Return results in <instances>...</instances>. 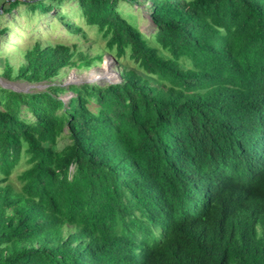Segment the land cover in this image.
Masks as SVG:
<instances>
[{
	"label": "trees",
	"instance_id": "trees-1",
	"mask_svg": "<svg viewBox=\"0 0 264 264\" xmlns=\"http://www.w3.org/2000/svg\"><path fill=\"white\" fill-rule=\"evenodd\" d=\"M71 1L120 81L65 102L94 58L58 42L17 71L46 89L0 86V264H264V0Z\"/></svg>",
	"mask_w": 264,
	"mask_h": 264
},
{
	"label": "rangeland",
	"instance_id": "rangeland-1",
	"mask_svg": "<svg viewBox=\"0 0 264 264\" xmlns=\"http://www.w3.org/2000/svg\"><path fill=\"white\" fill-rule=\"evenodd\" d=\"M15 1H18L16 7L12 9L8 7L10 2L14 3ZM149 2L147 0L145 5ZM47 5H51V0H0V86H7V88L24 92L46 89L49 83H29L17 78V71L19 66L26 62L24 56L26 51L33 49L36 44L45 46L49 43L58 42L70 46L75 44V59L78 62H83L82 57L84 56L90 59L94 58V60L89 67L63 68L52 84L66 88L71 84L94 83L103 86L119 82V72L123 63L117 62L111 54L104 50L105 40L95 26H89L85 23L77 12V3L65 0L62 5L54 10L42 12L43 9L48 8ZM145 5L131 6L125 2H120L119 7L125 12H133L136 20L134 15L122 11L132 24L149 35L154 31V25L149 18V10ZM31 6L38 8L33 11L29 8ZM3 8L6 11L11 10L6 12ZM57 12L66 16L64 20L80 25L84 34L69 32L56 16ZM101 53H103L101 59L95 58ZM6 64L9 66L6 67ZM7 68L10 70L9 74L5 73ZM72 95V92L66 88V91L59 96L66 102ZM26 115L31 117L27 112ZM58 141L59 149L68 142V138L64 137Z\"/></svg>",
	"mask_w": 264,
	"mask_h": 264
},
{
	"label": "water",
	"instance_id": "water-1",
	"mask_svg": "<svg viewBox=\"0 0 264 264\" xmlns=\"http://www.w3.org/2000/svg\"><path fill=\"white\" fill-rule=\"evenodd\" d=\"M2 86V85H1ZM2 87H6L7 88V86H2ZM13 89V88H12Z\"/></svg>",
	"mask_w": 264,
	"mask_h": 264
}]
</instances>
